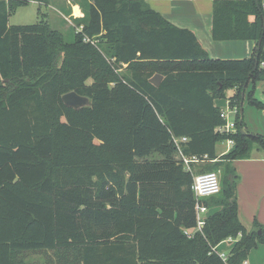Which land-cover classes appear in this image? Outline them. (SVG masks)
I'll use <instances>...</instances> for the list:
<instances>
[{
  "label": "trees",
  "instance_id": "16d2710c",
  "mask_svg": "<svg viewBox=\"0 0 264 264\" xmlns=\"http://www.w3.org/2000/svg\"><path fill=\"white\" fill-rule=\"evenodd\" d=\"M49 1L0 0V264L30 254L51 255L46 264H244L264 227L242 224L234 185L202 200L220 210L185 235L197 226L198 165L185 169L176 140L231 174L254 145L264 150L262 136L241 133L240 113L248 86L264 81V0L214 1L213 40L256 43L250 58L225 60L145 0H87L71 42L46 20L9 24L17 8ZM70 92L90 105L68 108ZM226 98L238 108L233 134L219 132L227 120L215 101ZM229 239L225 261L217 247Z\"/></svg>",
  "mask_w": 264,
  "mask_h": 264
},
{
  "label": "crops",
  "instance_id": "0c3cea01",
  "mask_svg": "<svg viewBox=\"0 0 264 264\" xmlns=\"http://www.w3.org/2000/svg\"><path fill=\"white\" fill-rule=\"evenodd\" d=\"M8 1V0H7ZM152 8L156 9L157 12L162 14L164 17L169 19V22L177 21L175 19L181 18L186 22H178L177 24H172L181 27L188 28L192 30L198 39L201 47L209 53V55L214 59H227L236 57H246L250 58L255 49L256 43L252 41H215L212 36V20H213V3L215 0H145ZM37 3V2H35ZM40 3V2H38ZM43 4V3H41ZM175 10L172 11V7ZM47 6H50L47 5ZM67 8L61 9L62 11H67L68 21L73 18H82L85 14H82L81 7L77 0H67ZM179 9V10H178ZM72 24V22H70ZM183 23V24H182ZM69 32H72L69 30ZM74 35V33H73ZM243 58V59H246ZM238 59V58H237ZM126 67V65L124 66ZM262 82L264 85V81ZM257 84V83H256ZM256 84L254 87H256ZM252 85V84H250ZM250 85L247 91L250 89ZM253 87V85H252ZM232 97L235 94V90H231ZM246 91V92H247ZM226 99V101H229ZM225 99H217L215 104L219 107L223 114L227 117L224 109H227V105L222 106V102ZM229 103V102H228ZM264 112V109L262 110ZM261 135V134H260ZM218 154L221 158L227 154L232 145ZM253 151L259 152L263 149L254 148ZM260 153V152H259ZM262 154V152L260 153ZM240 161H248L242 167L238 166L239 171L245 178L248 184L244 186V191L241 192L239 196V216L242 224L246 227L248 231L253 230L257 226L264 227V156L257 159H247V160H236L232 162V165L236 162V166ZM233 167V166H232ZM235 168V167H234ZM236 170V169H235ZM259 202V203H258ZM220 210L219 207L208 208V213L206 219L211 215L215 214ZM247 219V222L244 220ZM263 234V233H262ZM237 240H226L217 247V252L219 254L229 255L231 250L234 248ZM222 249V250H221ZM248 264H264V244H259L257 248L253 249L247 259Z\"/></svg>",
  "mask_w": 264,
  "mask_h": 264
},
{
  "label": "rangeland",
  "instance_id": "374dc122",
  "mask_svg": "<svg viewBox=\"0 0 264 264\" xmlns=\"http://www.w3.org/2000/svg\"><path fill=\"white\" fill-rule=\"evenodd\" d=\"M86 1L87 0H77L78 4L81 7L82 14H84ZM49 4L50 6H47ZM67 7H68L67 0H50L47 4H41L38 2L37 3L30 2L26 6L17 8L16 11L10 15L9 24L11 26L33 25V24H37L38 22L42 20H46L53 29L60 31L65 36L67 42H71L73 41V38H74L73 33L76 30L74 28V24L76 22L74 20L75 18L70 19V22H72L71 24L68 21V18H66L68 15V12L67 11L61 12V9L64 8L65 10V8ZM175 7L176 6L172 7V11L175 10ZM151 9L157 12L156 9L152 7ZM160 15L169 21L168 18L164 17L162 14ZM175 20L177 21V23L186 22L182 20L181 18L175 19ZM172 22H174V24H177L175 21H172ZM69 30L73 31V33L69 32ZM98 47L105 55H107V50H106L107 46L98 44ZM237 58L243 59L246 57L245 56L236 57V58L231 57L227 59H237ZM111 62L114 63L113 60ZM122 74H125V72H122ZM252 89L253 87L252 85H250V89L245 93L244 100H243V110H244L243 120L245 123L244 130L251 135L261 134L260 136L264 138V112H262L264 108H259L257 105L253 103V102H259L261 104H264V85L262 84V82H257L256 87L253 90V92H252ZM231 94H232V91L228 90L226 92V97L228 98L229 96H231ZM226 99L224 102H222V106L224 107V105L225 106L227 105L228 108L224 109V111L227 115V120L229 124H232L237 120V109L235 108L232 109L230 107V104L228 103L229 101H226ZM228 146L229 145L227 144V142L218 143L217 153L221 154L228 148ZM253 148L256 149V148H261V147L259 145H254ZM259 152L260 153L262 152V154H260ZM259 152L253 151L250 157L247 159H257V158H260L261 156H264L263 151H259ZM155 158L157 159L160 157L155 156ZM247 159H244V160H247ZM247 162L248 161H240L237 164V166L235 165L236 164L235 162L234 165L232 166L235 167L236 171L232 172V174L229 171L230 165L227 163H222L223 166H216L211 161L201 162L197 164L198 166L194 170L193 175H198L201 169H204L203 172L205 173H217L220 177L222 190L223 189L227 190L230 188L231 185H234L235 194L239 200V196L241 192L244 191V186H246L248 182L244 181L245 178L239 171L238 166L242 167ZM213 167L215 168L214 171L208 170L209 168L212 169ZM235 173L238 176L237 180L236 179L234 180L233 174ZM214 199H220V196ZM238 204L240 206L239 201H238ZM244 220L247 222V219H244ZM48 260H51V255L48 258V256L46 257L43 254H30L26 258V262L28 264H46Z\"/></svg>",
  "mask_w": 264,
  "mask_h": 264
},
{
  "label": "built area",
  "instance_id": "2783aa9c",
  "mask_svg": "<svg viewBox=\"0 0 264 264\" xmlns=\"http://www.w3.org/2000/svg\"><path fill=\"white\" fill-rule=\"evenodd\" d=\"M86 41L88 42V40ZM235 109H237V114H238V108ZM235 124H236L235 122L229 124L227 120V124L224 127L220 128L219 132L226 134L236 133L237 130ZM180 142H187V139L183 138L182 140L180 139L176 140V145L180 154L181 162L187 171L192 172V164H199L201 162L208 161L207 155L204 157H198V156L186 157L181 149ZM228 143L232 146L234 145V142L232 140H228ZM221 189H222L221 181L217 173H204V174L195 175L192 190L195 194L197 201L195 207L196 216H197V226L194 229L185 230V235H187L189 238H192L196 233L201 232L203 227L205 226L208 208L202 204V200L205 198L215 197L219 195ZM220 255L225 261L227 260L228 255L225 254H220ZM244 264H248V262L245 261Z\"/></svg>",
  "mask_w": 264,
  "mask_h": 264
},
{
  "label": "water",
  "instance_id": "95a60500",
  "mask_svg": "<svg viewBox=\"0 0 264 264\" xmlns=\"http://www.w3.org/2000/svg\"><path fill=\"white\" fill-rule=\"evenodd\" d=\"M260 47H261V42L259 43V45L257 47L258 52L260 50ZM258 56H259V53L256 54V68L258 67V64H259ZM163 78L164 77L162 75L157 74L150 80V82L155 86H159L161 84ZM243 97H244V95H243ZM62 100H63V103L68 108H72L75 110H79L83 107H87L90 105V101L87 97L81 96L76 92H70V93L63 95ZM243 112H244V110H243V102H242L241 109H240V113L242 115L241 124L244 121L243 120ZM241 133L243 135H251V134L247 133L244 129L241 130ZM259 235H262V231H259Z\"/></svg>",
  "mask_w": 264,
  "mask_h": 264
}]
</instances>
